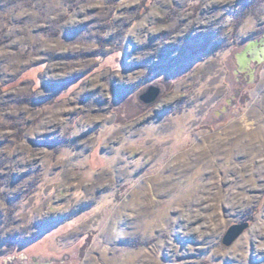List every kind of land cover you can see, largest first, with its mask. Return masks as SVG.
<instances>
[{
	"label": "rangeland",
	"instance_id": "1",
	"mask_svg": "<svg viewBox=\"0 0 264 264\" xmlns=\"http://www.w3.org/2000/svg\"><path fill=\"white\" fill-rule=\"evenodd\" d=\"M263 35L264 0H0V264H264Z\"/></svg>",
	"mask_w": 264,
	"mask_h": 264
},
{
	"label": "water",
	"instance_id": "2",
	"mask_svg": "<svg viewBox=\"0 0 264 264\" xmlns=\"http://www.w3.org/2000/svg\"><path fill=\"white\" fill-rule=\"evenodd\" d=\"M237 61L240 71H246L249 73L251 80L254 78L255 68L251 66L252 62L259 64L264 61V35L258 40L250 41L244 48V50L238 54ZM159 87H150L147 93L142 96V99L146 103L155 102L160 95ZM249 223L245 222L232 226L225 239L226 245H231L248 227Z\"/></svg>",
	"mask_w": 264,
	"mask_h": 264
}]
</instances>
